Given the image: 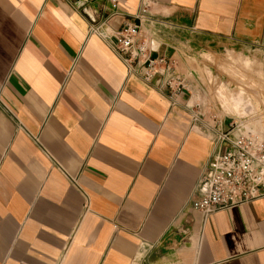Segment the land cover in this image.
<instances>
[{"label": "crops", "instance_id": "crops-1", "mask_svg": "<svg viewBox=\"0 0 264 264\" xmlns=\"http://www.w3.org/2000/svg\"><path fill=\"white\" fill-rule=\"evenodd\" d=\"M127 23L181 87L112 47ZM227 52L264 67V0H0V264H264V196L192 207Z\"/></svg>", "mask_w": 264, "mask_h": 264}, {"label": "built area", "instance_id": "built-area-1", "mask_svg": "<svg viewBox=\"0 0 264 264\" xmlns=\"http://www.w3.org/2000/svg\"><path fill=\"white\" fill-rule=\"evenodd\" d=\"M112 8L118 11L119 0H111ZM150 5L143 4L138 19H146ZM112 47L129 64L142 63L146 78L160 75L178 88L182 83L175 79L172 63L163 57L151 54V40L142 33L141 23H127L108 36ZM255 113H236L230 127L216 137V151L212 154L205 171L195 185L198 198L192 207L204 217L211 213L249 203L264 196V111L257 120Z\"/></svg>", "mask_w": 264, "mask_h": 264}, {"label": "rangeland", "instance_id": "rangeland-1", "mask_svg": "<svg viewBox=\"0 0 264 264\" xmlns=\"http://www.w3.org/2000/svg\"><path fill=\"white\" fill-rule=\"evenodd\" d=\"M214 57H206L202 68H198L202 82L209 90L207 106L227 113H255L256 121L264 111V67L260 59L227 52ZM212 71V75L207 72ZM209 71V74H210ZM210 88L208 87L209 83ZM226 115V116H225ZM255 122V124H257Z\"/></svg>", "mask_w": 264, "mask_h": 264}]
</instances>
